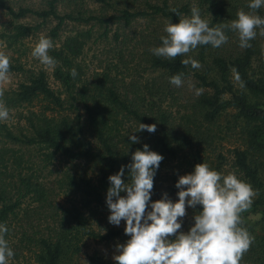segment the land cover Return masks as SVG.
I'll return each mask as SVG.
<instances>
[{
  "label": "trees",
  "instance_id": "trees-1",
  "mask_svg": "<svg viewBox=\"0 0 264 264\" xmlns=\"http://www.w3.org/2000/svg\"><path fill=\"white\" fill-rule=\"evenodd\" d=\"M60 2L64 0H48L46 8L38 10L15 8L8 0H0V10L12 21L10 32L0 37L15 44L53 20L49 34L58 41L49 50L58 61L51 72L56 87L50 85L45 69L10 61L9 72L21 73L25 80L4 96L7 105L18 110V123L23 125L16 132L0 123V223L9 229L5 239L17 241L9 246L15 255L8 264H22V251L30 253L33 264H78L85 240L127 241L125 227L108 222V177L129 164L144 144L164 157L154 177L153 202L165 192L176 202L178 177L193 172L198 163H207L224 175L235 173L259 190L250 209L242 213L243 219L263 207L255 225L244 221L241 225L254 237L241 264H264L263 163L258 159L264 151V35L257 29L247 49L239 47L238 33L226 30L228 42L219 48L198 46L175 59L149 51L161 45L166 24L190 17L192 7H198L201 17L215 27L236 20L240 10L250 11V0H197L196 5L191 0H144L138 8H121L108 15H86L78 3L72 10H59ZM29 13L41 21L32 25L19 20ZM257 14L264 18V8ZM138 20L152 26L148 37L141 32L138 38L144 43L140 49L144 64L138 66L144 65V70L132 71L136 76H128L126 82L120 65L127 64L121 50L128 46L122 33ZM68 22L76 24L69 32L65 30ZM87 24L89 28H83ZM94 27L101 29L96 36ZM93 36L121 42L123 48L114 55L116 62H104L100 70L90 71L82 53ZM189 57L202 67L183 65ZM73 68L78 73L75 79L70 75ZM232 68L238 70L244 87L235 80ZM144 71L146 77H142ZM179 73L204 91L199 96L194 93L182 110L175 111L178 90L170 77ZM170 96L172 103L166 102ZM140 123L155 124L157 130L138 132ZM131 135L141 143L132 144ZM226 137H234V142L223 151ZM124 179L127 182V169ZM199 211V205L193 209L189 227ZM89 262L114 264L97 253L89 256Z\"/></svg>",
  "mask_w": 264,
  "mask_h": 264
},
{
  "label": "clouds",
  "instance_id": "clouds-1",
  "mask_svg": "<svg viewBox=\"0 0 264 264\" xmlns=\"http://www.w3.org/2000/svg\"><path fill=\"white\" fill-rule=\"evenodd\" d=\"M247 7L250 11H238L236 20L211 27L209 21L201 17L200 9L194 6L190 17L166 24L163 31L167 35L160 37L161 45L149 51L156 57L175 59L198 46L219 48L228 42L226 30L238 33L240 48H250L257 29L260 35H264V18L257 14L264 8V0H250ZM171 11L180 15L175 8ZM53 47L51 38L42 36L31 54L44 66L54 68L58 61L49 55ZM182 63L193 69L202 67L191 57ZM9 69L10 54L0 51V121L10 119L2 89L9 81ZM231 71L244 87L238 70L232 68ZM70 75L75 79L77 70L73 68ZM183 75L179 73L170 77V83L182 86ZM203 91V88L195 89V94L199 96ZM156 130L155 124L140 123L138 132L154 134ZM129 140L132 144L141 143L136 135L129 136ZM163 159L144 144L142 150L137 149L132 154L129 164L122 165L116 174L108 177V222L119 227L124 221V234L130 237L125 243L116 245L114 264H241L254 243V237L241 226L242 213L250 209L259 190L240 180L235 173L224 175L211 169L207 163H198L193 172L178 177L176 202L166 192L153 202L154 177ZM126 169L127 182L124 179ZM198 205L202 211L194 215V225L187 233L181 231L186 209H195ZM8 232L7 224L0 223V264H8V259L15 255L5 239ZM84 262L87 264L86 260Z\"/></svg>",
  "mask_w": 264,
  "mask_h": 264
},
{
  "label": "rangeland",
  "instance_id": "rangeland-1",
  "mask_svg": "<svg viewBox=\"0 0 264 264\" xmlns=\"http://www.w3.org/2000/svg\"><path fill=\"white\" fill-rule=\"evenodd\" d=\"M48 0H8L9 4L13 7H29L31 9H42L46 8ZM64 0V2H60L58 4L59 10H72L74 3H78L80 8L84 10L86 15L89 14H113L117 10H120L121 8H128V9H134L141 6L144 0ZM194 5H196L197 0H191ZM23 23L27 24H37L41 21L36 15L29 13L26 17L19 19ZM12 21L10 16L3 10H0V33H9L12 28ZM55 23L53 20H48L44 25L40 27L39 30L35 31L34 33L22 38L19 42H16L13 44L11 41L0 37V51L6 52V54H10V61L12 60H19L20 63H23V65L26 68H43L46 70L48 75V80L50 82V85L53 87L57 86V82L53 79L51 72L52 68H48L40 63L39 59L32 56V50L34 49L35 45L39 42V39L43 37L51 38L49 34V30L51 26H53ZM76 24L74 22H68L65 30L69 32L71 29L75 28ZM89 24L85 25L83 28H89ZM81 27V26H80ZM115 26L113 27V29ZM152 26L150 23L145 22V20H138L134 22L130 27L124 28L122 37L124 35V40L127 42V49L123 48L122 43H115L111 40V43L107 40L103 41V38L95 37L98 31L96 27H94V35L93 38L88 41V43L85 45V48L82 53V61L84 65L86 66L87 70H100L98 66L103 65L104 62L107 61H113L116 62V59L114 55L116 54L117 50H121V53L125 55V58H128L127 64L120 65V67H123L122 70V76H125V81L128 82L130 80V77L128 76H136V72L139 70L140 72L144 70V65L138 66V63L144 64L142 55H141V48H143L144 43L142 41H138L139 35L141 32L145 36L147 35ZM112 33V31H111ZM121 37V38H122ZM120 38V40H121ZM52 40V39H51ZM96 40V41H94ZM119 40V41H120ZM53 41V40H52ZM54 45H58V41H53ZM132 51V52H129ZM128 66L130 70L125 69ZM146 71L142 73V77H146ZM25 78L21 73H10L9 81L2 86V89L4 91V96L6 91L15 89L19 83L24 81ZM174 88L178 90L177 95L174 96L176 98L173 110H182L183 105L189 100L193 94L195 93L196 87L194 86L193 82L190 80H183V84L180 87H177L173 85ZM194 86V87H193ZM3 96V100L5 101ZM166 102L172 103L171 96L167 98ZM7 105V103H6ZM7 107L10 109V119L7 121H0V123H6L8 127L14 128L17 132L21 125H23V121H19V112L16 109L10 108L8 105ZM24 111V109H23ZM223 126V125H222ZM16 127V128H15ZM0 138L1 135H0ZM227 138V137H226ZM234 142V137L227 138L226 140L223 139V151H226L228 147H231ZM228 155V154H226ZM259 161L263 163L262 169H261V178L264 182V151L258 155ZM228 169L229 166H227ZM54 177L53 175H50L49 178ZM264 190V189H263ZM178 198V197H177ZM263 207L260 206L258 211L255 213H250L247 216L243 217V221L247 225H255L262 216L261 209ZM187 216L183 218V224L181 231L187 233L190 229V221L192 218V212L193 208H187ZM110 224V223H109ZM120 226L125 227V222L121 221ZM16 238L10 239L8 241L9 246H12L13 244H16ZM126 241L121 239H115L113 241L109 242H99L95 240H85V243L82 247L81 252L79 253L77 257L78 264H85V260L87 261V264H91L89 262V256L97 253L99 255L104 256L107 259H110L113 261V256L116 255V245L117 244H123ZM30 253L27 251H22L20 253L19 260L22 262V264H33L32 258H30ZM8 259V263H9Z\"/></svg>",
  "mask_w": 264,
  "mask_h": 264
}]
</instances>
